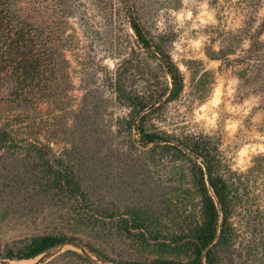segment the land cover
<instances>
[{"label":"rangeland","instance_id":"rangeland-1","mask_svg":"<svg viewBox=\"0 0 264 264\" xmlns=\"http://www.w3.org/2000/svg\"><path fill=\"white\" fill-rule=\"evenodd\" d=\"M129 3L20 0L26 17L43 29L46 46L57 50L61 93L23 110L11 106V84L3 85L0 76V127L39 140L54 160L75 163L89 197L82 202L34 188L33 156L16 147L0 149V249H16L35 234H63L81 242L49 251L74 249L91 261L67 264L148 263L175 256L160 252L152 238L143 243L138 230H120L123 213L150 217L154 233L148 236L158 235V241L198 217L199 196L178 181L175 166L152 158L135 133L119 131V119L130 111L111 84L119 66L126 60L136 65L126 83L137 92L171 86L158 60L138 43L128 17L132 6L149 33L165 41L184 76L180 96L153 122L177 135L211 136L224 167L239 174L235 232L222 249V264H264V0ZM23 113V121L16 119ZM80 246L96 247L110 260ZM42 255L12 261L32 264Z\"/></svg>","mask_w":264,"mask_h":264},{"label":"trees","instance_id":"trees-1","mask_svg":"<svg viewBox=\"0 0 264 264\" xmlns=\"http://www.w3.org/2000/svg\"><path fill=\"white\" fill-rule=\"evenodd\" d=\"M125 2L130 4L129 0ZM131 7L128 17L138 43L158 60L170 77L171 86L153 89L150 93L137 92L128 88L126 83L127 73L134 71L136 65L126 60L119 66L111 84L117 101L130 109L127 116L119 119V131L125 129L131 135L135 133L138 137L136 142L152 158L160 162L168 159L175 166L179 174L178 181L188 182L190 189L199 196L200 213L185 227L171 232L168 240L165 238L162 241H158V235L148 236L154 233L150 217L135 211L129 212V217L123 213L120 230L125 233L138 230L143 243L152 238L157 241L160 252L175 257L162 255L148 263L122 261L120 264H222V249L230 246L235 232L232 218L241 200L239 174L224 167L218 142L211 136L190 133L177 135L159 128L153 122L155 114L163 113L166 103L180 96L184 88V76L167 50L165 41L154 38L136 13L131 12ZM23 11L20 0H0L1 82L3 85L5 82L11 84V106L25 110L43 100L59 99L61 91L57 80L63 68L58 63L57 50L46 46L43 29L27 18ZM25 116L23 113L16 119L21 118L23 121ZM9 146L26 150L29 156H33L36 168L30 179L34 188L86 202L89 188L77 175L75 163L64 157L54 160L39 140L15 136L1 126L0 149ZM66 242L79 244L81 241L63 234H35L28 236L16 249H0V257L10 260L32 259ZM89 249L96 256L110 260L98 248L89 246ZM69 260L91 262L87 255L67 249L48 263L67 264Z\"/></svg>","mask_w":264,"mask_h":264},{"label":"water","instance_id":"water-1","mask_svg":"<svg viewBox=\"0 0 264 264\" xmlns=\"http://www.w3.org/2000/svg\"><path fill=\"white\" fill-rule=\"evenodd\" d=\"M80 248H81L82 252L90 253V251L86 247L80 246ZM62 250H63V248L61 247V248H57L53 251L45 252V254L43 253V255L37 261H35L32 264H43V263L49 261L50 259L54 258L55 256H57L58 254H60L62 252ZM1 262H3L4 264H20V263H14L10 259H1Z\"/></svg>","mask_w":264,"mask_h":264},{"label":"bare ground","instance_id":"bare-ground-1","mask_svg":"<svg viewBox=\"0 0 264 264\" xmlns=\"http://www.w3.org/2000/svg\"><path fill=\"white\" fill-rule=\"evenodd\" d=\"M14 263H18V262H14ZM21 264V263H20Z\"/></svg>","mask_w":264,"mask_h":264}]
</instances>
